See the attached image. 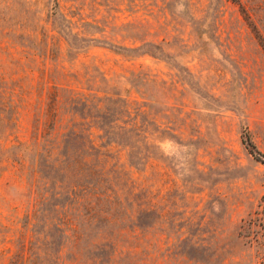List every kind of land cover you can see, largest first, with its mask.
Here are the masks:
<instances>
[{"label":"rangeland","instance_id":"374dc122","mask_svg":"<svg viewBox=\"0 0 264 264\" xmlns=\"http://www.w3.org/2000/svg\"><path fill=\"white\" fill-rule=\"evenodd\" d=\"M248 140L264 0H0V264H264Z\"/></svg>","mask_w":264,"mask_h":264},{"label":"clouds","instance_id":"9594fccd","mask_svg":"<svg viewBox=\"0 0 264 264\" xmlns=\"http://www.w3.org/2000/svg\"><path fill=\"white\" fill-rule=\"evenodd\" d=\"M167 143H169L170 145H175V142L174 141H167ZM181 146L179 145H175V149H180ZM184 152H187L188 149H183ZM170 154H175V155H179V151H173V153H170ZM183 159V158H182ZM180 177L183 178L184 176L186 175H191V170H190V166L185 162L183 165H182V171L179 173Z\"/></svg>","mask_w":264,"mask_h":264},{"label":"trees","instance_id":"16d2710c","mask_svg":"<svg viewBox=\"0 0 264 264\" xmlns=\"http://www.w3.org/2000/svg\"><path fill=\"white\" fill-rule=\"evenodd\" d=\"M246 145L250 148L249 152L254 157V159L256 161L264 163V154L257 151L254 144L250 140L246 141Z\"/></svg>","mask_w":264,"mask_h":264}]
</instances>
